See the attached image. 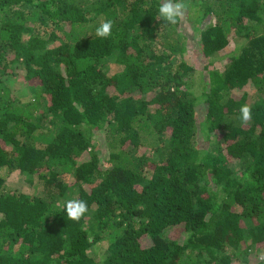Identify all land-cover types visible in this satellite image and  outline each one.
<instances>
[{"label":"trees","instance_id":"trees-1","mask_svg":"<svg viewBox=\"0 0 264 264\" xmlns=\"http://www.w3.org/2000/svg\"><path fill=\"white\" fill-rule=\"evenodd\" d=\"M160 2L0 0V264H264V0Z\"/></svg>","mask_w":264,"mask_h":264},{"label":"clouds","instance_id":"clouds-1","mask_svg":"<svg viewBox=\"0 0 264 264\" xmlns=\"http://www.w3.org/2000/svg\"><path fill=\"white\" fill-rule=\"evenodd\" d=\"M187 8L185 0H161L158 7L157 19L175 25L178 18L182 17ZM113 21L106 20L96 28V35L100 38H107L111 35ZM242 123L247 124L252 119V108L245 103L239 108V117ZM67 218L78 222L81 217L88 211V205L85 201L79 199L68 200L63 206ZM264 260V256L260 257Z\"/></svg>","mask_w":264,"mask_h":264},{"label":"rangeland","instance_id":"rangeland-1","mask_svg":"<svg viewBox=\"0 0 264 264\" xmlns=\"http://www.w3.org/2000/svg\"><path fill=\"white\" fill-rule=\"evenodd\" d=\"M190 53L188 54V59L189 61L191 60L192 62H196L198 64V66H201L202 64V59H200L198 57V55H196L194 52L189 51ZM200 60V61H199ZM214 66L219 67L220 68V62H218L217 60L214 62ZM117 67L116 64H110L109 67L107 68L110 72L114 71V69ZM21 95L25 96V94L21 93ZM4 175L6 176V180L8 182V184L10 183H14L16 185H23V187H27V183L25 182V179L22 175H20L17 171L11 172V173H5Z\"/></svg>","mask_w":264,"mask_h":264}]
</instances>
